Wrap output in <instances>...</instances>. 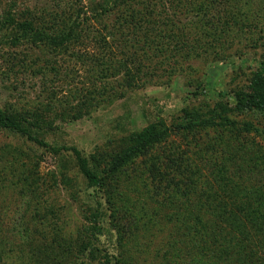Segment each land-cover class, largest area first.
I'll return each mask as SVG.
<instances>
[{
	"label": "trees",
	"instance_id": "obj_1",
	"mask_svg": "<svg viewBox=\"0 0 264 264\" xmlns=\"http://www.w3.org/2000/svg\"><path fill=\"white\" fill-rule=\"evenodd\" d=\"M90 1L77 0V8L38 14L32 8L10 7L0 15V60L5 69L33 71L53 87L50 103L42 109L0 108V141L3 133H9L58 155L61 151L44 140L63 112L58 111L57 102L64 111L71 107L70 118L78 121L106 101L125 98L145 77H151L146 69L154 70L153 65L170 70L173 76L182 74L187 63L210 65L242 57L250 46L264 47V2L256 8L254 0H92L89 5ZM24 45L28 49L20 51ZM89 48L95 49V55L87 52ZM234 49L238 50L233 54ZM30 50L41 56L33 57ZM64 58L88 66L89 82L94 80V85L123 76L118 83L120 95L114 88L82 94V89L74 87V91L67 88V98L58 99L56 89H65L58 87L65 78L57 65ZM189 68L196 75L200 72ZM191 82L196 90L193 96L197 100L205 96L206 83ZM230 93L232 99L183 109L172 125L158 119L111 140L94 156L87 157L74 147L66 149L72 152L87 187L104 192L123 254L131 256L127 245L135 225L123 191L128 185L142 186L148 199L159 206L148 219L150 224L157 219L180 223L178 241L169 235L156 264H180L185 254L190 264H264V193L259 191L264 187L261 180L252 178L264 176V146L257 143L264 138V130L237 121L251 113L264 116V55L247 83ZM210 132L215 136L201 147V137ZM173 136L190 141V146L194 143V149L173 146ZM216 152L222 156L214 158ZM205 155L211 156V179L196 166ZM169 207L174 210L171 215L166 213ZM81 251L92 255L94 246L82 241ZM39 252L34 264H66L63 257L72 254L69 247L57 253L47 245ZM130 261L121 259L116 264H133Z\"/></svg>",
	"mask_w": 264,
	"mask_h": 264
},
{
	"label": "rangeland",
	"instance_id": "obj_2",
	"mask_svg": "<svg viewBox=\"0 0 264 264\" xmlns=\"http://www.w3.org/2000/svg\"><path fill=\"white\" fill-rule=\"evenodd\" d=\"M263 2L254 0L256 8ZM10 7L19 11L32 8L38 14L77 8V0H0V15ZM236 48L242 51L241 47ZM27 49L28 46L24 45L19 50ZM86 50L90 55H95L94 48ZM237 50L234 49L233 54ZM27 52L33 57L41 56L38 51L34 54H31V50ZM243 53L242 57L232 56L227 61L210 65L187 63L183 65L185 70L182 74L173 76L170 70L165 71V68L153 65L151 67L154 70L146 69L151 77H145L144 82L128 92L125 98H118L115 102L113 99L106 101L99 109L78 121L70 118L71 107L64 111L57 102L58 111L63 112L54 122L53 131L48 132L44 140L50 148L61 151L58 155L22 137L3 133L0 141V264H34L40 256L41 246L45 245L55 247L57 253H65L69 247L72 254L62 259L66 264H116L121 259H132L130 263L133 264H156L161 261L169 235L172 233L175 241H178L180 223L169 224L166 220L157 219L150 224L148 219L153 217V212L159 206L148 199L142 186L125 185L123 191L128 195L131 203L129 206L136 218H133L135 225L129 233L131 238H128L127 245L131 256L123 254L118 244L120 234L111 217L104 192L87 187L76 168L72 152L66 149L74 147L91 157L98 151H104L109 141L119 139L129 132L140 131L158 119L172 125L183 109L214 105L230 97L232 99L230 92L247 83L264 55V47L255 49L250 46ZM189 65L192 69H200V72L196 75ZM57 68L62 69L65 78L64 83L58 84V87L65 89L62 92L56 89L58 99L67 98V88L74 91V87L82 89V94L97 89L100 92L104 87L114 88L117 95H120L118 83L123 76L94 85V80L89 82L88 66L80 62L71 58L59 59ZM198 79L206 83L207 93L197 100L193 96L196 90L190 83ZM51 91L53 87L33 71H19L16 68L6 70L0 60V108L12 106L16 110L42 109L50 103ZM70 101L73 102L72 99ZM237 121L252 123L260 131L264 130L262 115L246 114L239 116ZM213 136L215 134L210 132L209 136L201 137V147L210 142ZM171 141L173 146H180L184 150L190 146V141H184L182 137L173 136ZM257 141L264 146V138H258ZM193 146L194 143L189 148L194 149ZM218 153L212 154L214 158L222 156ZM205 156L198 159L196 166L211 179L208 167L211 156ZM252 178L261 180L260 186L264 187V176ZM30 185L34 188L30 189ZM260 190L261 194L264 193V189ZM169 208L166 213L171 215L174 210ZM95 227L101 231L100 235L99 231L94 230ZM92 232L97 236L91 237L94 235ZM82 241L92 243V255L81 251ZM157 253H161L160 259ZM42 254L45 256L46 252ZM173 255H176L175 250ZM185 257L186 254L180 264H190V260L187 261Z\"/></svg>",
	"mask_w": 264,
	"mask_h": 264
}]
</instances>
